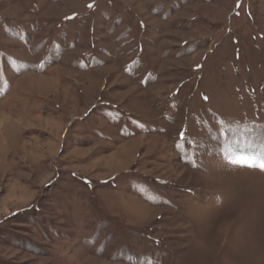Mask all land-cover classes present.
<instances>
[{"label":"rangeland","instance_id":"1","mask_svg":"<svg viewBox=\"0 0 264 264\" xmlns=\"http://www.w3.org/2000/svg\"><path fill=\"white\" fill-rule=\"evenodd\" d=\"M264 0H0V264H264Z\"/></svg>","mask_w":264,"mask_h":264},{"label":"snow or ice","instance_id":"2","mask_svg":"<svg viewBox=\"0 0 264 264\" xmlns=\"http://www.w3.org/2000/svg\"><path fill=\"white\" fill-rule=\"evenodd\" d=\"M260 166H261L262 168H264V163H262Z\"/></svg>","mask_w":264,"mask_h":264}]
</instances>
